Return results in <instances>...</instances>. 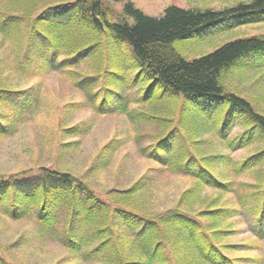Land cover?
Here are the masks:
<instances>
[{"label": "trees", "instance_id": "1", "mask_svg": "<svg viewBox=\"0 0 264 264\" xmlns=\"http://www.w3.org/2000/svg\"><path fill=\"white\" fill-rule=\"evenodd\" d=\"M119 2L126 3L120 14L111 4ZM258 24H264V0H233L220 10L171 6L161 18L146 15L132 0H2L0 51L12 53L20 75L66 71L100 114L107 113L106 101L92 102L110 86L114 112L162 130L142 150L147 159L193 183L175 204L157 211L147 200L153 186L147 177L98 193L72 172L42 167L39 175H0V211L14 221L37 217L46 230L63 213L60 240L71 259L60 264H264V104L233 85L235 76L264 73V34L234 38L195 58L187 53L192 41L203 44ZM213 26H221L216 38H200ZM37 39L46 53L33 67ZM86 63L93 71L80 73ZM254 77L264 83V74ZM15 88L0 83V104L17 110L10 121L0 112V138L16 131L33 104L39 108L28 96L35 87ZM84 125L61 126V133L77 138L91 130ZM237 127L242 132L231 137ZM120 145L112 141L104 148L92 170L110 164ZM215 146L229 154L209 150ZM250 146L251 156L233 157ZM239 219H248L253 241L228 242ZM0 264H13L1 249Z\"/></svg>", "mask_w": 264, "mask_h": 264}, {"label": "rangeland", "instance_id": "2", "mask_svg": "<svg viewBox=\"0 0 264 264\" xmlns=\"http://www.w3.org/2000/svg\"><path fill=\"white\" fill-rule=\"evenodd\" d=\"M2 0H0L1 2ZM135 6L146 15L161 18L165 10L171 6L182 8H214L220 10L233 0H132ZM227 3V4H226ZM118 14L122 13L125 2L111 3ZM221 26H213L200 34V38L208 35L216 38ZM264 34V24L242 27L228 35H222L218 39L203 40V44L190 42L187 45V53L190 58L212 52L217 46L234 38ZM198 36H196L197 38ZM2 36L0 35V41ZM37 39L35 50L31 53L34 61L33 67L42 61V53L46 49L40 45ZM93 68L90 64H84L79 69L80 73H91ZM262 72L235 76L233 78L234 89L244 97L252 101L256 99L264 104V83L256 80ZM78 79V77H77ZM260 79V78H259ZM0 83L15 86L14 90H31L35 87L36 93H28L32 102L38 101L39 108L31 107L30 113L24 114V120L19 124L16 131L5 138H0V175L12 176L27 170H33L30 175H39V169L47 167L58 169L63 172L69 171L83 178L93 190L105 193L113 188L127 189L137 183L141 178L147 177L153 186L148 194L152 207L157 211L166 209L176 203L185 190L192 185L189 178L171 175L162 167L151 162L145 156L143 149L148 147L162 130L153 124L132 123L129 117L120 112H114L113 100L109 99L110 86L105 85L104 91L99 98L92 102L100 105L106 101V114H100L90 107L91 102L80 89H77L68 72H51L38 77H24L16 70L14 56L10 51H0ZM103 82L96 86L103 89ZM19 87V88H17ZM123 97L128 98L129 94ZM256 97V98H254ZM11 99H17L14 95ZM117 101V100H116ZM76 103L83 106L72 108ZM134 107V104L131 106ZM152 107H146L151 110ZM263 110V107L260 108ZM154 110V108H152ZM0 112L5 121L13 119L17 110L5 101L0 104ZM86 128L77 138L63 136L64 128L82 126ZM62 126V127H61ZM242 132L237 127L231 137ZM112 141L121 143L120 147L112 155L110 164L98 165L92 170L97 157ZM214 145L216 138L212 137ZM76 142L77 147L64 151L62 144ZM255 146L240 149L233 154L235 158L251 156ZM213 152L229 154L220 147H211ZM247 181H254L245 177ZM58 222L52 230L43 229L37 217L25 218L14 221L0 211V249L5 257L13 264H60L71 259L69 251L61 244L65 227L64 215L57 213ZM240 219L234 223L238 230L237 235L228 242L245 244L254 238L247 232L248 219ZM57 229V230H56ZM261 252L264 254V241L261 242Z\"/></svg>", "mask_w": 264, "mask_h": 264}]
</instances>
